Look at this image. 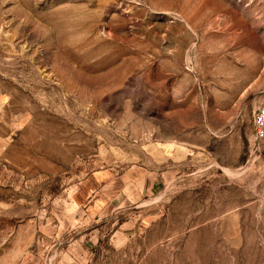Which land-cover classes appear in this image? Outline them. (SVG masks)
I'll use <instances>...</instances> for the list:
<instances>
[{"label":"rangeland","instance_id":"obj_1","mask_svg":"<svg viewBox=\"0 0 264 264\" xmlns=\"http://www.w3.org/2000/svg\"><path fill=\"white\" fill-rule=\"evenodd\" d=\"M264 0H0V211L20 264H264Z\"/></svg>","mask_w":264,"mask_h":264},{"label":"crops","instance_id":"obj_2","mask_svg":"<svg viewBox=\"0 0 264 264\" xmlns=\"http://www.w3.org/2000/svg\"><path fill=\"white\" fill-rule=\"evenodd\" d=\"M15 214L0 211V264H20L37 242L44 228L41 216L16 219Z\"/></svg>","mask_w":264,"mask_h":264},{"label":"built area","instance_id":"obj_3","mask_svg":"<svg viewBox=\"0 0 264 264\" xmlns=\"http://www.w3.org/2000/svg\"><path fill=\"white\" fill-rule=\"evenodd\" d=\"M253 131L256 141L264 140V104L258 106L253 112Z\"/></svg>","mask_w":264,"mask_h":264}]
</instances>
